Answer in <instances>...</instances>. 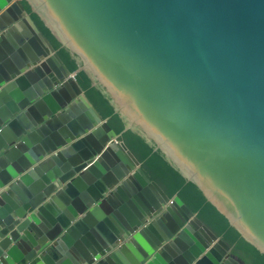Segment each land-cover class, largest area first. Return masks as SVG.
Wrapping results in <instances>:
<instances>
[{
	"label": "water",
	"instance_id": "obj_1",
	"mask_svg": "<svg viewBox=\"0 0 264 264\" xmlns=\"http://www.w3.org/2000/svg\"><path fill=\"white\" fill-rule=\"evenodd\" d=\"M27 1L80 66L0 0V264H248L145 173L81 70L264 253V0Z\"/></svg>",
	"mask_w": 264,
	"mask_h": 264
},
{
	"label": "trees",
	"instance_id": "obj_2",
	"mask_svg": "<svg viewBox=\"0 0 264 264\" xmlns=\"http://www.w3.org/2000/svg\"><path fill=\"white\" fill-rule=\"evenodd\" d=\"M21 1L69 70L76 71L80 66L78 56L58 41L42 16L32 10L27 0ZM77 80L101 116L108 120L109 125L141 162L145 173L155 180L169 197L178 194L187 206L218 236L228 242L233 247V252L248 264H264V253L241 236L228 218L207 200L199 186L194 181L188 180L169 156L157 148L152 138L148 137L140 127L126 129L129 124L128 117L117 110L111 94L102 84H93L91 76L85 70L77 74Z\"/></svg>",
	"mask_w": 264,
	"mask_h": 264
},
{
	"label": "crops",
	"instance_id": "obj_3",
	"mask_svg": "<svg viewBox=\"0 0 264 264\" xmlns=\"http://www.w3.org/2000/svg\"><path fill=\"white\" fill-rule=\"evenodd\" d=\"M130 196H131V194H130Z\"/></svg>",
	"mask_w": 264,
	"mask_h": 264
},
{
	"label": "flooded vegetation",
	"instance_id": "obj_4",
	"mask_svg": "<svg viewBox=\"0 0 264 264\" xmlns=\"http://www.w3.org/2000/svg\"><path fill=\"white\" fill-rule=\"evenodd\" d=\"M236 254V253H235ZM237 255V254H236Z\"/></svg>",
	"mask_w": 264,
	"mask_h": 264
}]
</instances>
